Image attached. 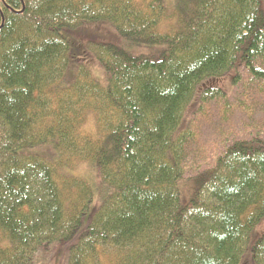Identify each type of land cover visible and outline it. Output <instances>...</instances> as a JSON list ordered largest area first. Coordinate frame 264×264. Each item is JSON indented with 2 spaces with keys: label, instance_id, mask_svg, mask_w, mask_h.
<instances>
[{
  "label": "trees",
  "instance_id": "trees-1",
  "mask_svg": "<svg viewBox=\"0 0 264 264\" xmlns=\"http://www.w3.org/2000/svg\"><path fill=\"white\" fill-rule=\"evenodd\" d=\"M228 76L262 0H0V264H264V138L192 160Z\"/></svg>",
  "mask_w": 264,
  "mask_h": 264
},
{
  "label": "rangeland",
  "instance_id": "rangeland-1",
  "mask_svg": "<svg viewBox=\"0 0 264 264\" xmlns=\"http://www.w3.org/2000/svg\"><path fill=\"white\" fill-rule=\"evenodd\" d=\"M262 7L264 9V0ZM93 75L105 83L106 80H102L106 73L101 68L93 71ZM231 78L232 76H228L222 83L228 91L225 100L206 104L202 110L190 113L195 126V136L191 143L195 165L205 166L212 162L215 154L222 149L224 141L250 136L264 138V79L260 81L252 76H240L236 86L232 87ZM88 127H92L91 121L88 122ZM73 173L95 179V173L88 163L79 164ZM261 227L264 232V224L258 231Z\"/></svg>",
  "mask_w": 264,
  "mask_h": 264
}]
</instances>
